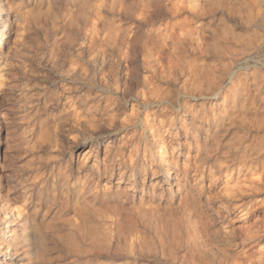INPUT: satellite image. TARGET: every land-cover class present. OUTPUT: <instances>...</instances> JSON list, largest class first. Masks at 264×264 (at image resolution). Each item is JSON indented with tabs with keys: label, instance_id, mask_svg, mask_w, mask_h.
<instances>
[{
	"label": "rangeland",
	"instance_id": "1",
	"mask_svg": "<svg viewBox=\"0 0 264 264\" xmlns=\"http://www.w3.org/2000/svg\"><path fill=\"white\" fill-rule=\"evenodd\" d=\"M1 2V264H264V0Z\"/></svg>",
	"mask_w": 264,
	"mask_h": 264
},
{
	"label": "bare ground",
	"instance_id": "2",
	"mask_svg": "<svg viewBox=\"0 0 264 264\" xmlns=\"http://www.w3.org/2000/svg\"><path fill=\"white\" fill-rule=\"evenodd\" d=\"M1 1H0V45L2 48V46L4 44L3 40L6 38V34L8 33L7 27H8V22L11 21V17H10L11 15L9 16V14H7L5 12L4 8L2 7ZM1 25H2V27H1ZM7 65H8V61L7 60L3 61L0 58V78H7V74H8ZM5 217H6V215L4 216V218ZM1 263H2V257L0 256V264Z\"/></svg>",
	"mask_w": 264,
	"mask_h": 264
}]
</instances>
